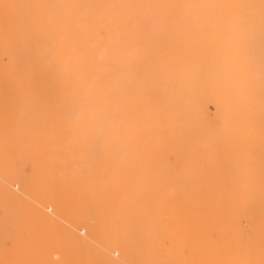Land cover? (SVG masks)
I'll return each instance as SVG.
<instances>
[{"label":"bare ground","instance_id":"obj_1","mask_svg":"<svg viewBox=\"0 0 264 264\" xmlns=\"http://www.w3.org/2000/svg\"><path fill=\"white\" fill-rule=\"evenodd\" d=\"M22 1L26 0H0V197L7 200L11 212L9 221L0 222V264H21L17 256H4L2 251L9 248L17 253L25 244L24 229L14 220L26 219L30 207L43 217L41 225L50 213H56L64 225L61 233L55 228L35 233L25 264H37L40 253L49 256L51 244L59 256L50 264H186L194 249L189 225L188 231H179L181 219L192 213L193 189L206 194L211 184L210 144L226 141L220 131L231 120L243 123L232 145L240 152L237 181L246 193L237 223H242L244 215L256 220L258 227L247 246L253 250L249 262L260 264L257 255L264 251V106L260 105L264 38L252 48V37L242 27L256 18L255 11H249L256 0L245 1L246 9L235 16L237 28L231 33L223 30L222 11L213 10L211 0H180L204 2L197 31L165 27L140 46L141 54L111 62L103 44L91 46L74 29L78 26L93 33L107 24L102 15L89 25L88 0H36L43 8L39 14L44 29L32 40L26 39L19 23H3L23 15ZM260 8L264 9V0ZM192 48L199 50L196 98L171 112L174 127L162 128L161 144L152 136L147 139L145 163L134 162L130 151L118 159L128 112L127 105L119 103L110 120L92 124L84 142L71 143L67 151L50 150L51 138L61 134L67 141L75 140L78 127L89 120L93 77H101L110 68L129 69L136 60L157 63ZM84 59L89 60L88 66L81 64ZM141 87L150 92L149 84L143 82ZM119 97L115 96L118 102ZM204 130L208 139L195 148L192 137ZM174 187L185 190L179 199L168 192ZM168 200L174 201L170 224L180 232L172 239L159 226ZM207 225L210 229L211 223ZM239 225L234 234L237 245L244 242ZM225 230L220 239L227 244L230 234ZM160 245L167 256L158 259Z\"/></svg>","mask_w":264,"mask_h":264},{"label":"rangeland","instance_id":"obj_2","mask_svg":"<svg viewBox=\"0 0 264 264\" xmlns=\"http://www.w3.org/2000/svg\"><path fill=\"white\" fill-rule=\"evenodd\" d=\"M88 1L87 22L89 25H94L95 21L102 15L106 17L107 24L105 27H98L93 33L78 26H75L74 29L78 38L90 43L91 46L98 47V45L103 44L105 47L104 55L110 62L116 58L125 59L135 52L141 54L140 46L150 39L151 35L157 34L165 27L175 28L179 31L184 29L197 31L198 20L204 7L202 1ZM245 1L211 0L210 7L213 10L219 8L222 11L225 33H231L237 28L235 16L244 12L246 9ZM262 1L256 0L254 6L249 9V11H255L256 18L248 20L242 25L243 30L252 37V48H254V44L264 38V9L260 8ZM22 2L21 7L25 9L23 15L12 23L7 19L3 23L5 25L6 23L7 25H18L19 23L26 39L32 40L37 38L44 29L43 17L39 14L43 8L38 5L36 0ZM198 51V48H192L174 52L171 56L157 63L142 64L136 60L129 69L110 68L104 71L101 77H93L89 86L92 103L88 111L89 120H85L78 127L79 136L75 140L67 141L63 139L61 134L51 138L50 150L53 153H58L62 148L67 151L71 143L84 142L86 134L93 130L92 124L105 121V119L106 122L110 120L118 111L117 104L119 103L126 104L128 112L122 150L119 151L118 159L120 160L123 156L127 157L130 151L134 162L145 163L148 159L147 139L152 136L157 144H161L164 138L162 128L165 125L174 127L172 124L174 117L170 115L171 112L196 98V77L199 76L200 72ZM7 58L8 55L4 54L3 59L6 61ZM81 64L88 66L89 60L84 59ZM255 70L260 74V68L256 67ZM143 82L149 84L150 92L141 87ZM115 96H120L119 102ZM260 105L264 106V96ZM146 125H151V129L145 130ZM242 125V122L231 120L230 123H227L225 130L220 131V134H225L226 141L216 140L210 144L209 163L211 172L209 178L211 184L205 195L199 188L193 189V194L196 195L191 200L192 213L189 217H183L182 222L180 220L182 226L179 227V231L184 233L189 229L191 245L194 249L187 259L183 258L186 259V264H251L249 256L253 250H249L247 242L251 239L254 229L258 225L252 215H244L241 217L242 223L240 225L237 223L239 209L246 202V193L237 181L240 152L232 147L237 140L238 128ZM206 139H208L207 131L197 132L192 137V144L197 148L204 144ZM83 151H85L84 146ZM83 170L86 175L88 167L84 166ZM168 192L173 198L179 199L185 190L174 187ZM172 204L174 201L168 200L165 210L159 215V226L170 239L176 237V233H180L174 225L170 224L169 210ZM27 213L26 219L22 220L18 216L14 220L19 222L24 229L25 244L17 253L9 248L2 251L5 253L4 256L10 255L12 258L17 256L21 264H25L28 260V249L33 244L35 233H40L47 228H55L61 233L64 225L56 213L45 216L44 225L40 223L43 217L36 208L30 207ZM10 218L11 212L8 209V202L4 197H0V222H7ZM208 223H211V231L208 229ZM220 223L222 224L218 225ZM187 225L190 228L187 229ZM236 225L240 226L239 229L242 230L244 240L242 244L238 245L234 241ZM223 230L230 234L227 244L220 239ZM56 248L55 245L51 244L48 247L49 256L40 253L36 263L50 264V260L59 256ZM166 256L165 246L157 247L156 257L161 259ZM257 256L258 262L264 264V251H259Z\"/></svg>","mask_w":264,"mask_h":264}]
</instances>
